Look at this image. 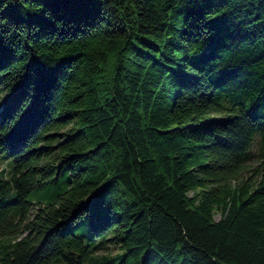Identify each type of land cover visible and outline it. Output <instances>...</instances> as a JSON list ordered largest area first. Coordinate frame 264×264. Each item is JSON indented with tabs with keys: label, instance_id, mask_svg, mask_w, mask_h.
Masks as SVG:
<instances>
[{
	"label": "trees",
	"instance_id": "trees-1",
	"mask_svg": "<svg viewBox=\"0 0 264 264\" xmlns=\"http://www.w3.org/2000/svg\"><path fill=\"white\" fill-rule=\"evenodd\" d=\"M57 261L264 264V0H0V264Z\"/></svg>",
	"mask_w": 264,
	"mask_h": 264
},
{
	"label": "rangeland",
	"instance_id": "rangeland-1",
	"mask_svg": "<svg viewBox=\"0 0 264 264\" xmlns=\"http://www.w3.org/2000/svg\"><path fill=\"white\" fill-rule=\"evenodd\" d=\"M219 218H220V214L218 212H216L215 215H214V219L215 220H218ZM117 252H118L117 247H114V246L109 245L108 248H104V249L99 250L98 251V254H107V253H109V254H115ZM52 264H64V263H62L60 261H57V262H54Z\"/></svg>",
	"mask_w": 264,
	"mask_h": 264
}]
</instances>
